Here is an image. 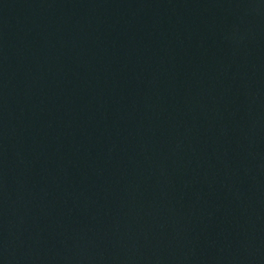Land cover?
Here are the masks:
<instances>
[{"label": "water", "instance_id": "95a60500", "mask_svg": "<svg viewBox=\"0 0 264 264\" xmlns=\"http://www.w3.org/2000/svg\"><path fill=\"white\" fill-rule=\"evenodd\" d=\"M0 264H264V0H0Z\"/></svg>", "mask_w": 264, "mask_h": 264}]
</instances>
